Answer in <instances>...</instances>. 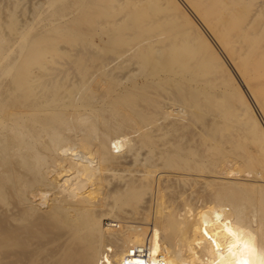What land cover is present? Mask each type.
I'll list each match as a JSON object with an SVG mask.
<instances>
[{
	"label": "bare ground",
	"instance_id": "obj_1",
	"mask_svg": "<svg viewBox=\"0 0 264 264\" xmlns=\"http://www.w3.org/2000/svg\"><path fill=\"white\" fill-rule=\"evenodd\" d=\"M19 1L0 0V264H264V0H183L252 100L208 96L144 23L100 22L113 45L69 48L83 0ZM220 94L232 130L194 111Z\"/></svg>",
	"mask_w": 264,
	"mask_h": 264
},
{
	"label": "rangeland",
	"instance_id": "obj_2",
	"mask_svg": "<svg viewBox=\"0 0 264 264\" xmlns=\"http://www.w3.org/2000/svg\"><path fill=\"white\" fill-rule=\"evenodd\" d=\"M84 1H85V4H84ZM106 1L107 3H104V5L101 6L100 0H83V3H81L83 5L80 4L82 9H80V6L79 7L76 6L75 8L70 9L71 11L69 10L68 13L69 14L71 13V14L70 15L68 14V17H67L69 33L66 39V43L69 48H72V47L76 48L79 43H82V44L90 43L93 47H98L100 45L103 46V44L113 45L112 44L114 43L113 37L112 38L108 37L110 34L113 35L112 31L109 30L107 32H104V31L98 30L100 22L102 23V25H107L111 28H114L116 26L117 28H124L126 26L125 20L134 19L136 21H139L140 23H144L148 25L147 28H150L153 31L158 32V34L163 38V40L165 41L172 40L176 43L175 46L170 47L172 49L169 51L172 53H177L181 61L185 60L184 62L186 63L188 61L187 63L188 64V69H187L188 74H194L195 76L197 74V81L209 83V85L207 86L208 96L211 93H217L220 91H224L225 89H228L234 86V87H238L239 89H241L246 99L248 98L249 100L251 99L250 94L248 93L246 88L243 86L247 95L242 89L239 81L237 80L238 75L236 74V71L233 65L230 63L229 59L227 58L223 50L219 47V45L216 43L214 38H212L211 34L201 24L198 17H195L196 15L189 9L187 5H185L183 0H143V1L142 0H106ZM225 2L228 5L233 6V8L235 9H238L240 6L239 0H226V1L223 0L222 1V3L226 4ZM26 5H28V0H21V2L19 1L17 5V11H22ZM152 7L154 10L152 9ZM88 10H96V11L95 12L92 11V13H90L91 11H88ZM73 12L75 14H72ZM77 13H79V15ZM89 19L91 20L89 21ZM105 19H107V22H104ZM54 21L51 23V27L48 29V33L52 37L53 44L56 45L58 43L57 35H59V29H58L59 23L58 21H55V22ZM79 21H81V23ZM78 28L79 30H82V32H84L87 35L95 36V34L98 32L97 34L99 35L102 34V36L101 38H97L98 40L95 39L96 36L93 39L92 37L91 38L87 37V35L78 36L74 33L75 29H78ZM125 38H126L125 35H122L120 37L117 35L115 36L114 40L118 39V42L121 43L122 41H124ZM120 45L123 48H128L127 43L125 44L121 43ZM188 45L190 46L188 47ZM98 63H99V60L94 62L93 63L94 65H91L88 68L87 73L90 74L91 72H93L96 66L98 65ZM216 68H218L219 70ZM227 70L231 73V75H234L233 83L228 82L229 78L227 75ZM218 75L220 79L219 81L218 79H215V77ZM221 82L222 83L225 82V83L221 84ZM221 85L224 86V89L220 87ZM250 103H251L250 105L252 106V102ZM235 104L236 102L234 101L229 106V100L223 94H220V96L214 97L213 99L209 100L208 106L209 105L213 106L214 109L211 108L213 112H206L203 110H194V111L201 113L204 116V118H209L208 125L211 127V129L218 128L219 126H223V127L228 128L229 130H232L233 125L236 126L237 124L234 120H231V118L229 120L227 118L231 117L233 113L232 111L240 112V110H238V107L237 109L235 108ZM255 110L258 116L260 117V120H258L259 123H261V125L264 126V113H262L261 110L258 107H256V105H255ZM211 118H214V119L211 120ZM227 147L232 148V144L228 143ZM220 149L226 150L224 148H220ZM259 164H260L259 168H264L263 167L264 161L260 162ZM210 180H213V177H210ZM148 216H149V222L151 220L150 223H152L153 214L148 213ZM144 222H145L144 220H138L137 225H141L145 227L152 226L150 223L147 224ZM111 223L114 224V222L111 221V218L104 219L105 228L108 227Z\"/></svg>",
	"mask_w": 264,
	"mask_h": 264
},
{
	"label": "built area",
	"instance_id": "obj_3",
	"mask_svg": "<svg viewBox=\"0 0 264 264\" xmlns=\"http://www.w3.org/2000/svg\"><path fill=\"white\" fill-rule=\"evenodd\" d=\"M137 253H139V252H137Z\"/></svg>",
	"mask_w": 264,
	"mask_h": 264
}]
</instances>
